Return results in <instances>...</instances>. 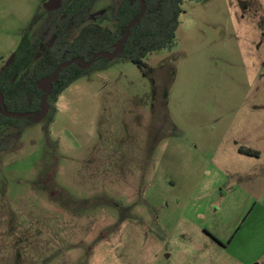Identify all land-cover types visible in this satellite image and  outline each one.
<instances>
[{"label":"rangeland","instance_id":"374dc122","mask_svg":"<svg viewBox=\"0 0 264 264\" xmlns=\"http://www.w3.org/2000/svg\"><path fill=\"white\" fill-rule=\"evenodd\" d=\"M49 1L0 0V73ZM144 62L96 66L0 135V264H257L264 0H183L175 45Z\"/></svg>","mask_w":264,"mask_h":264},{"label":"trees","instance_id":"16d2710c","mask_svg":"<svg viewBox=\"0 0 264 264\" xmlns=\"http://www.w3.org/2000/svg\"><path fill=\"white\" fill-rule=\"evenodd\" d=\"M146 12H142L141 0H123L110 14L100 16L102 22H111L112 27L101 23H88L95 0H68L65 3V18L62 19L52 45L49 42L38 57L39 46L49 26L44 24L40 38L32 42L28 28L15 52L11 65L0 73V93L10 113H41L52 108L50 102H57L58 97L74 82L87 75L96 66L110 59L99 53L114 54L120 41L125 37L127 27L137 20L129 38L122 44V53L118 57L127 59L139 68L146 69L144 59L151 53L172 48L175 45L176 32L180 26L183 0H142ZM79 28L78 36L71 33ZM38 58V60H37ZM80 59L90 64L84 68L79 62L66 66L58 76L57 69L70 61ZM37 60V61H36ZM15 76L17 78L14 80ZM52 79V91L47 99V90L39 87L43 79ZM0 103V135L7 128H14L22 133L24 128L36 119L11 118L2 113ZM53 118V113L49 120ZM6 142V143H5ZM7 148V141L0 144V151ZM248 155H252L248 153Z\"/></svg>","mask_w":264,"mask_h":264},{"label":"water","instance_id":"95a60500","mask_svg":"<svg viewBox=\"0 0 264 264\" xmlns=\"http://www.w3.org/2000/svg\"><path fill=\"white\" fill-rule=\"evenodd\" d=\"M141 3H142V12H141V15H140V18H142L146 12V6H145V3L144 1L141 0ZM61 4V0H51L49 1L47 4H46V8L49 9V10H52V9H55V8H58ZM137 20H133L130 25L127 27V30H126V35L125 37L120 41L119 45H118V48L116 50V52L114 54H111V53H105V52H102V53H99L98 55H96L95 59L100 57V56H105V57H108L109 59H112V58H115V57H118L119 55H121L122 53V44H124L127 39L129 38V35H130V32H131V29L132 27L136 24ZM14 57V55L9 59V61L6 63V65L2 68V71L7 67L9 66L10 64V61L11 59ZM95 59L90 63V64H86L84 61L80 60V59H75L74 61H70V62H67L63 65H61L55 75L58 76L59 73L61 72L62 69H64L66 66H70L71 64L75 63V62H79L81 63L84 68H90L94 63H95ZM1 71V72H2ZM47 81H50L51 82V79H47ZM42 82L43 81H40L39 83V87L42 88ZM51 89H52V86L51 84L48 85V91H47V94L46 96L44 97V100L47 99V97L50 95V92H51ZM0 103L3 107V115L6 116V117H11V118H15V117H18V118H28V117H34L36 120H41L45 117V111H42L41 113H36V112H33V113H10L8 112L5 104H4V99L0 93Z\"/></svg>","mask_w":264,"mask_h":264},{"label":"flooded vegetation","instance_id":"af4514ba","mask_svg":"<svg viewBox=\"0 0 264 264\" xmlns=\"http://www.w3.org/2000/svg\"><path fill=\"white\" fill-rule=\"evenodd\" d=\"M51 1V0H50ZM68 0H61V4H60V6L58 7V8H55V9H52V10H49V9H47L46 7H45V9H44V18H45V21H44V24H46V25H48L49 26V28H48V31L45 33V38H43L42 39V42H41V45L39 46V50H38V57L40 56V54H41V52L44 50V47H45V45L47 44V42H49V45H52L54 42H55V40H56V33L58 32V30H59V26H60V24H61V21H62V19L63 18H65V16H66V14L64 13V10H65V3L67 2ZM40 19V17H36L35 18V21L36 20H39ZM34 21V22H35ZM90 23H92V22H90ZM93 23H95V22H93ZM79 28H75L74 30H73V32L71 33V35H72V38H75V37H77L78 36V33H79ZM56 32V33H55ZM47 35H51V37L49 38V40H47L46 41V37H47ZM38 38H40V35H39V37ZM37 38V39H38ZM36 39V40H37ZM36 40H34V41H32V42H35ZM15 58V53H14V57L11 59V61H10V64H9V66L11 65V63H12V61H13V59ZM9 66H7L6 68H8ZM84 67V66H83ZM92 67V66H91ZM5 68V69H6ZM4 69V70H5ZM3 70V71H4ZM2 71V72H3ZM17 78V76H15V78H14V80ZM49 79V78H48ZM41 81H43L42 82V86L43 85H45L46 87L45 88H43V89H45V90H47L48 91V85L49 84H51V86H52V79H51V82L50 81H47V79H43V80H41ZM40 83V82H39ZM52 89H53V87H52ZM52 89H51V91H52ZM51 93V92H50Z\"/></svg>","mask_w":264,"mask_h":264},{"label":"crops","instance_id":"0c3cea01","mask_svg":"<svg viewBox=\"0 0 264 264\" xmlns=\"http://www.w3.org/2000/svg\"><path fill=\"white\" fill-rule=\"evenodd\" d=\"M256 205L261 206L262 208H264V192L261 194V197L258 198V201L256 202ZM236 234L232 237V241L235 238ZM255 236L260 239H264V230L261 231H257V234L255 232ZM264 244V241H263ZM264 249V248H263ZM264 251V250H263ZM257 264H264V252L261 253L260 257L257 259Z\"/></svg>","mask_w":264,"mask_h":264}]
</instances>
